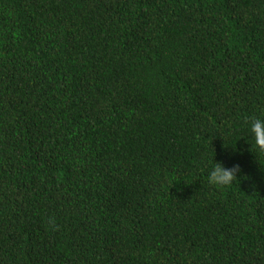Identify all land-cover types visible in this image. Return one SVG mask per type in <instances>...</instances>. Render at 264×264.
<instances>
[{
  "label": "trees",
  "instance_id": "obj_1",
  "mask_svg": "<svg viewBox=\"0 0 264 264\" xmlns=\"http://www.w3.org/2000/svg\"><path fill=\"white\" fill-rule=\"evenodd\" d=\"M252 117L264 0H0V264H264Z\"/></svg>",
  "mask_w": 264,
  "mask_h": 264
},
{
  "label": "clouds",
  "instance_id": "obj_2",
  "mask_svg": "<svg viewBox=\"0 0 264 264\" xmlns=\"http://www.w3.org/2000/svg\"><path fill=\"white\" fill-rule=\"evenodd\" d=\"M249 128L256 149L264 153V118H250ZM239 171L238 165L233 168H227L223 163L217 162L214 159L208 171V182L217 186H228L232 184L234 180L238 179L237 173Z\"/></svg>",
  "mask_w": 264,
  "mask_h": 264
}]
</instances>
